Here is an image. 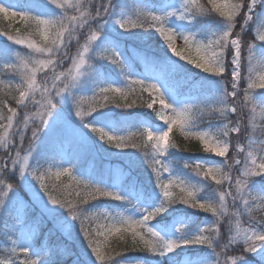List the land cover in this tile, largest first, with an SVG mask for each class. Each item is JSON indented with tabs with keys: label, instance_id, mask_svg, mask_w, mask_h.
I'll return each mask as SVG.
<instances>
[{
	"label": "snow or ice",
	"instance_id": "snow-or-ice-1",
	"mask_svg": "<svg viewBox=\"0 0 264 264\" xmlns=\"http://www.w3.org/2000/svg\"><path fill=\"white\" fill-rule=\"evenodd\" d=\"M47 3L61 15L52 18L45 13L32 14L18 10L16 0H0V15L19 17L39 37L37 40L0 33L12 45L29 50L25 54L13 51V60L0 61V75L19 77L8 80L6 97L0 99L3 153L0 154V221L8 214H17L13 227L0 231L6 253L0 258V264H65L64 257L71 253L70 248L62 252L51 244L37 246L34 242L36 226L44 219L52 224L45 239L59 232L70 240H80L82 246L86 242L84 254L88 259L77 255L71 264H112L129 252L147 253L160 257L163 264H176L174 254L185 249H210L215 257L212 264H264V219L255 220L256 200L252 190L253 186L264 190V183L259 181L264 178V151L254 155L239 142L242 135L248 134L253 142L264 146V109L259 126L255 123L254 107L245 121V109L254 99L253 91L264 90V71L254 78L253 67L259 59L264 68V26L256 29L255 40L245 36L262 0H206V3L161 0L158 6L137 7L136 21L125 18L123 12L119 16L115 14L116 0H76V3L47 0ZM208 16L218 18L224 27L206 41L191 34H178L169 27L173 18L191 24L197 17ZM106 26L111 31L106 32ZM130 28L154 29L172 55L168 56L165 51L157 58L144 51L130 62L121 50L125 34L128 39L137 37L136 33H130ZM180 40L183 47L178 49ZM172 57H179L180 61L207 74L205 80L215 78L212 103H205L193 94L204 89L205 83L190 81L184 64ZM104 61L118 70L125 81L123 87L110 79V72L104 70ZM137 62L144 65L142 73L134 70ZM4 83L0 80V84ZM88 87L92 96L85 111L82 105L86 98L77 92ZM137 90L149 94L146 107L163 121L161 131L145 128L142 134V137L146 135L143 145L146 157L151 149L155 186L162 198L160 204L152 210H141L143 215L139 219L123 213L117 216L86 213L85 206L95 201H122L125 197L119 191H110L74 174L70 165L89 144L83 129L98 133L101 141L106 138L107 142H114L118 149L140 148L130 137L109 133L97 126L110 118V113L103 109L144 107L143 102L138 105L135 99L129 101V96ZM110 93L125 103L113 101L110 105ZM61 99L71 102V108L65 112L59 110ZM205 117L209 118V125L218 126L201 130L198 125ZM213 118L218 123H213ZM249 124L253 130L259 127L258 137L249 132ZM174 128L186 139L198 140L204 152L222 161V166L185 165L196 177L216 186L218 198L215 200H201V189L173 176L164 163L169 149L176 147L169 140ZM234 139L237 142L233 146ZM41 158L49 163L46 169L39 163ZM164 172L168 173L167 178ZM61 177H67V182H52L53 178L61 181ZM17 181L30 194V202L15 191ZM259 200L264 205V196L260 195ZM177 204L210 213L213 220L192 233H186V225H180L175 229L176 238L165 239L149 225ZM37 208L39 216L33 222L34 227L26 230L27 210ZM246 213L248 227L245 228L241 217ZM229 216L231 219L226 221L225 217ZM225 224L228 225L226 236L222 231ZM112 237L125 241V247L114 254L102 250L108 247ZM237 249L238 254L232 255Z\"/></svg>",
	"mask_w": 264,
	"mask_h": 264
},
{
	"label": "rangeland",
	"instance_id": "rangeland-1",
	"mask_svg": "<svg viewBox=\"0 0 264 264\" xmlns=\"http://www.w3.org/2000/svg\"><path fill=\"white\" fill-rule=\"evenodd\" d=\"M118 1L120 3H122V5L119 9H117V10L114 9L115 14L117 16H119L121 14V12H123V14L125 15V18L129 19L130 21H136L137 13H136L135 9L137 7L147 6V3L144 2L145 0H116V3H118ZM263 1L264 0H262V2ZM72 2L76 3V0H72ZM158 2L160 4L161 0H159ZM158 5H156V6H158ZM261 5H262V3H261ZM259 7H260L259 11L261 12L262 8H261V6H259ZM259 7H257V9L255 10V12L253 14H256V12H259V11H257ZM18 10H27V11L31 12L32 14L45 13V14L51 16L52 18H56V17L61 15V13L58 9H54V6H51L47 3V0H28L26 3V7L18 4ZM216 21L219 22V20H216ZM209 22H211V21H209ZM209 22L207 23L208 31H206L202 25L198 27L196 25V20H194L191 24H188L186 22L177 21L173 18L169 23V27H172L173 30L176 31L178 34H180V33L191 34V35H194L198 40L206 41L212 35V33L219 32V31L223 30V27H224L223 24L220 22L217 23L216 25H211ZM263 26H264V24H263ZM105 31L109 32V31H111V29L108 26H106ZM129 31H130V33H136L137 37L128 39V37H127L128 34H125L124 38L126 40L121 41V50L124 51L125 54L129 57L130 62H131V59L133 57H138V56L142 55L143 52L145 51V48H141L142 51L138 50L135 46L137 44L138 45L140 44V46L144 45L143 47H147L149 49V53L154 54V51L157 52L156 48L154 47L156 45L155 44V41H156L157 44L159 45V49H162V51L160 52L162 54V56L164 55L165 51H167L168 56L172 55L171 51L167 50V46L164 43L163 38L160 37L159 33H156L154 29H152V28H148V29L130 28ZM247 31L248 30L246 28L245 34ZM116 32H118V29L116 30ZM0 33H10V34H14V35L20 34L22 36H26L29 39H37V40L39 39L38 36L33 34V29L26 28L24 23L21 22L19 17L13 18L10 16L4 17V16L0 15ZM113 34H115V33H113ZM253 35L255 37V35H256L255 31H254ZM0 42L4 43L8 47V49H10V51L12 53H13V51H19L21 54H25V53L29 52V50L26 48L12 45L9 41L6 40L5 36H0ZM129 45H130V47H126ZM182 47H183V41L182 40L177 41V48L180 49ZM73 51H75V48H73ZM259 51L260 50L258 49V52ZM130 53L132 54L131 56L128 55ZM13 59H14V57L12 55V60ZM172 59L177 60L180 64H184V68L188 70L187 76H188V79L190 81L195 82V75L196 74L201 75L203 77H206V75H207L204 73H200L198 69H194L191 65H187L186 61H180L179 57H172ZM102 64H103L105 72H110V79L116 78L115 80H117L119 82L120 86L123 87L125 84V81L119 75L118 70H116L113 65L108 64L107 61L102 62ZM137 64H138V66H140V69H141L140 73H142L144 71V65L142 63H139V62H137ZM253 67L255 70L254 78L256 76H258L262 71H264V68L261 67V61L259 59H257L256 62H254ZM135 68H136V65H135ZM114 75H117V77H115ZM207 78H211L213 80L215 79L213 77H207ZM0 80L4 81V79L2 77H0ZM4 82H5L4 84H0V96H1L0 99L3 98L4 93L7 91L6 85H7L8 80H5ZM245 86H246V82H245ZM135 87H137V89L139 88V86H135ZM184 91H186V89ZM201 91L202 90H200L199 92H194L193 94L198 95L199 98L201 99ZM77 94L85 96L86 102L82 105V108H83V110L87 111L88 106H89V102H90V98L92 96L91 88L88 87V88L78 90ZM108 95L110 97V99H109L110 105L113 101H116V102H119L122 104L125 103V101L120 100V98L116 94L110 93ZM213 96L214 95H213V91H212L211 97H213ZM253 97H254V99L248 105V111L254 107L256 109L254 116L258 117L257 121L258 120L261 121V111H262V109H264V90H261L258 88L255 89L253 91ZM133 99H135L137 101L138 105L141 102H143L145 106L142 107L140 110H142L143 112L150 114V115H147V116L146 115H137V114L134 115L130 111H135L136 107H133L131 109H118L115 107H111V108L102 110L104 112L110 113V118L105 120L102 123H99L97 126L104 128V130L108 131L109 133H115L118 135L130 137V140L134 139L133 134H135V137L137 138V143H139V140H140L141 141L140 143L144 145V143L146 142V135H144L142 137L144 129L148 128L149 130H151L153 132H159L163 129V121L159 120V118L155 115V112L152 109H148L146 107V104L148 102H150V97H149V94L147 92L141 93L139 90H137V92L134 95L129 96V101H131ZM214 99H215V96H214ZM156 107L158 108L159 105L157 104ZM69 108H71L70 100L61 99L59 110L61 112H65V110L69 109ZM122 111H126L128 113V115L126 113H122ZM151 115H152V117H151ZM72 119H75V117L73 116ZM86 119H91V118L86 117ZM131 119H133L134 123H135V125L133 126V129L127 123ZM209 127L212 129H215L217 127V125L212 124V125H208L205 128H200V129L206 130ZM0 131H2V130H0ZM83 132L89 138V144H88L86 149L81 150V154H80L78 160H73L72 165H70L74 168V174L83 180L90 181L91 183L97 184L101 187H105L110 191H119L121 193L120 184L126 179V177H128V173L117 162H114V163H109V162L106 163L105 162L106 163V165H105L106 171L109 174L110 180H106L104 183H99L96 180L94 181L92 179V176H91L92 164H90L88 166L86 174H84L82 172L83 171L82 169L84 167L82 165V161H85L86 158H88L89 161L91 163H93V162L97 161L98 159H100V157H102L105 161H106V158H110V157L111 158H117V159L118 158L121 159V157H122V155L119 156V154L116 153L117 151H119V149L116 147H115V151H114L116 155L104 154V152H102L101 147H102L104 141H107L106 138H105V140L101 141L99 139L98 133H96V135H93V133L89 132L88 129H83ZM172 136L175 139L172 138ZM169 140H170V143L175 144L176 147L169 149V152L167 153V155L164 159V163L167 164V166L170 170V173L173 176L180 177L181 179H184L187 182L194 184L193 177H190L191 181H192L191 182L190 180L185 179L184 176H182V175L180 176L179 173H177L176 167L173 165V161H172V159H174L173 154L178 153V147L179 146H177L178 145L177 143L186 145L187 143H184V142H185V140L187 141V139L185 138V136L183 134H181V132L178 128H174L173 132L169 136ZM188 140H190V139H188ZM192 140L196 141L198 143L200 151L205 153V155H207L209 158L220 160V158L214 157V155L212 153L204 152L203 145L198 140H195V139H192ZM113 146H114V144H113ZM148 150H149L150 156L146 160V163H145L146 165L144 166V169L141 171L142 183L141 182L138 183V184H140L139 185V191L137 192V194H133L131 196V198L121 194L123 197H125L128 201L131 202L129 205H127L128 208L125 207L123 209L116 208L114 210H110V209H108V207L106 205L101 204V202L104 203V201H106V199H104V200H98V201H95L89 205H86L85 206L86 213L107 214V215H111V216H117L120 213H123L126 216H131L135 219H139L143 215V212L141 210H152L153 208L159 206L162 198L159 194V189H157L155 186V173H153L152 167H151V158H152L151 157V149L149 148ZM262 151H264V148L263 149H256V150H253V154L256 155ZM125 154H128V155H124L123 158L130 159L129 157H139V156H136L134 154V150L132 147H130V149ZM30 163H35V162L30 161ZM39 163L45 169L47 167H49V163H45L43 158L40 159ZM197 163H204L205 165H207L206 162H204V161L203 162L198 161ZM66 166H68V165H66ZM163 176H164V178H167L168 173L164 172ZM260 179H262V180H260ZM259 181L264 183V178H259ZM52 182L53 183L67 182V177H61V181H55L53 178ZM19 186H20V188L15 187V191L20 193L22 196H24L25 200L30 202V194L26 193L25 188L21 183H19ZM196 186L199 187L198 185H196ZM252 190H253V197L256 200V204H254L253 207L261 205L259 197H260V195L264 196V190H261L258 186H253ZM176 191L178 192V189ZM53 194L58 195V193H56L55 191H53ZM214 194H215V196H212L213 199L210 198L208 195H203V194H199V198L201 200L206 199V198L214 200V197L218 198L217 194L216 193H214ZM149 196H151L150 199L153 196L154 200L152 202L146 201L147 199H149ZM6 202H7V198H6ZM133 205H135V207H133ZM177 205H179L180 208L184 211L182 214H177L174 207L169 208L168 211L163 214V216L169 215L171 217L172 220L169 224L160 222L159 220L162 217H158L156 220L152 221L149 225L150 227L153 228L154 231L158 232L165 239L176 238L178 236V233H176L175 229L177 227H179L180 225H186V229H185L186 233H192V232L198 230L199 227L210 224L213 220L211 214L208 213L210 215V219L201 223L200 225H198V224H197V226L194 225L195 229H193L192 225H190V220L192 219V214L194 215L198 211H196L194 209L187 208L186 206H184L182 204H177ZM245 215H248V214L246 213ZM16 216H17V214L15 212L6 215L4 217V220L0 221V231L6 230V229L10 230L13 227L14 221L16 220ZM38 216H39V209L38 208L27 210V213H26L27 223L25 225L26 230L30 231L33 229V227H34L33 218H34V220H36V218ZM225 218H227V217H225ZM225 220L227 221L228 219H225ZM5 221H6V223H5ZM232 224H233V228H234L235 227V220L234 219L232 220ZM42 225H44L46 227L47 233L49 232V229L52 227L51 221H49L47 219H44L43 222L39 223L36 226L35 241H34L36 245H37L38 239L41 237L40 227ZM225 225H227V224H225ZM242 226L245 227L244 225H242ZM223 227L225 228V226H223ZM227 227H228V225H227ZM227 227H226V230H227ZM47 233H45V234H47ZM55 235L62 236L71 242V246H70L71 253L68 255H65V257H64L65 261L69 260L70 257L74 260L77 258V255L84 260L88 259V257L85 256V254H84L86 242H84V245L82 246L80 243V240H70L66 236L61 235L59 232L55 233ZM80 239H82V236L80 237ZM115 240L117 242L122 241L125 244V241L117 240L115 237H112L108 241V247L106 249H102V250L108 251L109 248L113 244H116L113 242ZM111 243H112V245H111ZM127 243L129 245L131 244L130 238L128 239ZM44 244H45V241H44ZM3 249H4V243L2 240H0V258H3L6 255V253L4 252ZM59 250L62 252L65 251V249H59ZM186 250L187 249L178 250V252L176 254H174L175 257H176V255L180 254L179 258L178 257L175 258L176 264H212V262L215 260L214 255L210 249H205V250L212 253L211 256H208L205 258H199V259H192ZM72 253H74V254H72ZM145 257H147V258H145ZM145 257L140 255V252H136V253H133L132 255L128 256V257L117 258L116 261L112 262V264H117V262H119V264H137V262H140V264H163V261L161 260L160 257H158V260H156L155 258H153L149 255H147ZM93 259H94V257H93ZM66 264H71V262H69V263L67 262ZM97 264H99V262H97Z\"/></svg>",
	"mask_w": 264,
	"mask_h": 264
},
{
	"label": "trees",
	"instance_id": "trees-1",
	"mask_svg": "<svg viewBox=\"0 0 264 264\" xmlns=\"http://www.w3.org/2000/svg\"><path fill=\"white\" fill-rule=\"evenodd\" d=\"M16 2L23 3V2H26V1L25 0H16ZM199 2L200 3H206V0H200ZM121 5H122V3H120L118 1V3H116L115 9L116 10L119 9L121 7ZM261 8H262L261 9V12L259 11L260 10V7H259L258 10H257L259 12H256V14H253L254 15V19L247 26V30L248 31L246 32L245 36L251 38L252 40H255V37L253 35L254 31L256 32V29L257 28H260L264 24V1L262 2ZM216 20H218V18H214V17H211V16L210 17L209 16L208 17H198L197 22H198V24H203V25H206L209 21H211V22H213L215 24L219 23ZM155 44L156 45L154 47L157 49L158 52H161L162 50L159 49V45L157 44L156 41H155ZM246 54L247 53H245V55ZM11 60H12V53L10 52L9 49H7L5 47L4 44L0 43V61L7 62V61H11ZM245 64H247V61H245ZM244 74L247 75V69H245V73ZM0 76L3 79H5V80H9V79H14V80L15 79H19L18 76H11L9 74H3V75H0ZM214 80L213 79L211 81L205 80V84L207 86L211 87V88H215V85L213 84V81ZM7 92H8V89L4 93L2 99H4L6 97V93ZM141 108L142 107H139V106L136 107V109H141ZM248 113H249V111H248V108H247V109H245V121L246 122L248 120ZM216 115L218 116V114H216ZM254 119H255L256 125L259 126L260 120H258L259 122L257 121L258 117L257 116H254ZM206 122L209 123V118L208 117H205L204 119H202L200 121L201 125L202 124H205ZM213 122L218 123V121L215 118H213ZM249 132L250 133L254 132V135L257 136V137L260 135V129H259V127H257L256 129L253 130L251 124H249ZM93 134L95 135L96 133H93ZM131 142L137 143V138H134L133 140H131ZM140 142L141 141L139 140V144L141 145L140 148H138V149L137 148H133L134 154L136 156H139V157H129L130 159L123 158L124 155H128V154H125V153H127V151L130 149V147H127V148L119 149V151L116 152V153L119 154V156L122 155L121 159L120 158H118V159L117 158H111V157L110 158H106V159H110V160H112L114 162L121 163L122 165H124L125 167H127V169H130L135 175H138L139 176L141 174V171L144 169V166L146 165L145 164L146 163L145 148L143 147V144H141ZM236 142L237 141L234 139L233 140V146L235 145ZM239 142L243 146H245L246 151L247 150L263 149L264 148V146H262L261 144L256 143V142H253L248 134L242 135L239 138ZM184 143H187V144L186 145H183V144L177 143L178 144L177 146H179V149H182L183 151H186L189 154L190 153L196 154V155L197 154H199V155H202L203 154L200 151V148H199L198 143L196 141H193L192 139H190V140L187 139V141L185 140ZM113 144H114L113 142L112 143H109L107 141H104V143H103V145L101 147L102 152H104V154L116 155L115 152H114L115 151V147L113 146ZM26 146H27V144H25V148H26ZM231 153H232V149H230V155H231ZM0 154H3L2 153V150L0 151ZM243 155L244 154H241V156H243ZM104 163H105V160L102 157H100V159H98L96 161V168H98L100 170V177H99L100 180H103L104 177H105V169H104L105 167H104ZM186 164L187 165H193V164H191L190 161H187L186 159H183V158L177 159V161H175V166L178 169L183 170V172L185 174H187V175H192V177L194 176L193 177L194 178L193 179V182L195 184H198V186L201 188V193L203 195H208L210 198L213 199L212 196H215L214 193H215V187L216 186L214 184H212V183H209L208 184V183L202 181L200 178L196 177L194 173L190 172L189 169L187 167H185ZM211 166H222V161H220V163L218 165H211ZM260 180H262V179H260ZM15 187L16 188H20L18 181L15 182ZM215 199H216V197H214V200ZM174 208H176V210H178V212L183 211L180 208L179 205H177V206L175 205ZM253 210L255 212V220L259 221L261 219H264V208L263 207H261V206H255V207H253ZM230 211H231V209H230ZM204 214L205 213H201V212L196 213L195 216H196L197 219L195 221L196 222H198V221L200 222L202 219L204 220V219H207L208 217H210L209 214H205V215ZM164 217H166V218H164V220H166V221H169L170 220V217H167V215H165ZM225 219H228L229 220V219H231V217L229 216V217H227ZM247 220H248V215H244L243 217H241V223L245 227H248V223L246 222ZM224 226H225V228L223 227L222 228V231H223V233L226 236V234H227V230H226L227 225H224ZM232 226H233V224H232ZM113 242L116 243V244H113L112 245V243H111L112 246L108 250V251H111L113 254L116 251H120V250H122L125 247V244L122 241L117 242L115 240ZM187 251L193 257H197V256H201V255H207L209 253V251H207L205 249H187ZM231 254L232 255H237L238 254V249H237V252L231 253Z\"/></svg>",
	"mask_w": 264,
	"mask_h": 264
}]
</instances>
